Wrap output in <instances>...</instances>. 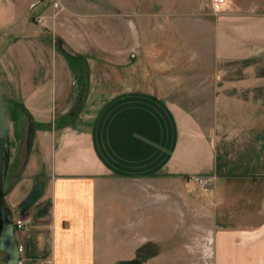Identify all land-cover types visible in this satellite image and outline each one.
<instances>
[{
    "label": "crops",
    "instance_id": "obj_1",
    "mask_svg": "<svg viewBox=\"0 0 264 264\" xmlns=\"http://www.w3.org/2000/svg\"><path fill=\"white\" fill-rule=\"evenodd\" d=\"M17 48L12 64L26 68L14 96L21 98V114H31L35 122L28 127L29 154L18 160L8 149L0 198L16 209L43 185L41 197L15 218L32 219L15 228L19 264H100L101 258L115 257L108 227L125 206L119 185L132 181L199 188L189 177L202 176L209 181L204 209L214 225L251 227L264 215L259 199L264 191L258 187L264 178V74L247 68L253 60L244 61L237 44L228 51L221 43L207 106L177 100L174 89L168 96L156 90L104 95L97 88L71 122L64 115L73 106H56L54 76L47 85L38 82L30 75L31 46Z\"/></svg>",
    "mask_w": 264,
    "mask_h": 264
},
{
    "label": "rangeland",
    "instance_id": "obj_2",
    "mask_svg": "<svg viewBox=\"0 0 264 264\" xmlns=\"http://www.w3.org/2000/svg\"><path fill=\"white\" fill-rule=\"evenodd\" d=\"M0 20V83L12 125L5 153L18 160L29 154L35 122L14 96L26 68L12 64L20 44L31 46L30 75L46 85L54 76L56 106H73L64 115L69 122L97 88L168 96L174 89L177 100L207 106L221 43L228 51L237 44L243 60H253L247 68L264 74V0H0ZM204 187L209 181L199 188L153 180L119 185L125 206L108 227L116 256L100 264H264V215L251 227L214 225ZM259 199L262 212L263 192Z\"/></svg>",
    "mask_w": 264,
    "mask_h": 264
},
{
    "label": "water",
    "instance_id": "obj_3",
    "mask_svg": "<svg viewBox=\"0 0 264 264\" xmlns=\"http://www.w3.org/2000/svg\"><path fill=\"white\" fill-rule=\"evenodd\" d=\"M11 132V124L7 119L5 96L0 83V186L3 174L9 167V154L5 153V141ZM43 185L38 183L31 194L16 209L5 205L0 198V252L6 259L0 264H19L20 247L15 238V218L17 214L25 213L42 195Z\"/></svg>",
    "mask_w": 264,
    "mask_h": 264
},
{
    "label": "built area",
    "instance_id": "obj_4",
    "mask_svg": "<svg viewBox=\"0 0 264 264\" xmlns=\"http://www.w3.org/2000/svg\"><path fill=\"white\" fill-rule=\"evenodd\" d=\"M189 181L198 183L201 186H205L208 184L207 179L200 177V176H191V177H189ZM31 222H32L31 217L29 215H25L23 218L17 219L15 221V226L17 228H22V227H25L26 225L30 224Z\"/></svg>",
    "mask_w": 264,
    "mask_h": 264
}]
</instances>
